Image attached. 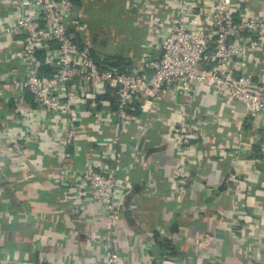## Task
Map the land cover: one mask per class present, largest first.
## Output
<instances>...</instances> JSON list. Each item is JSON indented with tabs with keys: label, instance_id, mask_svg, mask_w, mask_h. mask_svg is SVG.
I'll list each match as a JSON object with an SVG mask.
<instances>
[{
	"label": "built area",
	"instance_id": "built-area-1",
	"mask_svg": "<svg viewBox=\"0 0 264 264\" xmlns=\"http://www.w3.org/2000/svg\"><path fill=\"white\" fill-rule=\"evenodd\" d=\"M176 1V5L170 0L126 4L136 14L146 12L152 29L142 53L133 58L130 67L119 70L103 65L105 50L97 60L89 49L77 44L74 29L88 40L89 33L84 34L88 15L72 5V0H0V103L6 105L4 115L22 118L40 113V123L34 128L24 132L21 126L20 139L38 144L49 139L48 129L58 121L60 134L49 146L57 147L62 158L74 147L72 158L80 169L76 172L67 167L59 172L61 179L53 189L70 205L85 197L102 206L105 231L98 237L88 234V242H98L107 250L105 264L121 262L114 236L126 198L138 180L124 154L133 140L159 126L160 137L174 141L178 165L165 199H182L191 186V168L200 156H206L199 151L205 147L199 139L214 113L201 112L202 97L233 109L241 103L250 129L255 119L264 117V62L256 58L264 52V0ZM257 64L263 69L258 78L250 73ZM29 96L34 107L12 109V104ZM100 96L106 99L100 101ZM216 119L222 121L223 117ZM239 128L229 134L227 145L247 149L242 142L246 127ZM82 136L94 143L92 149L81 143ZM213 149L231 162L221 188L234 191L236 219L229 228L248 236L257 226L264 238V203H256V216L247 209L253 191L264 188V145L257 154L249 151L244 159L240 149ZM65 173L73 178H64ZM186 257L169 260L187 264Z\"/></svg>",
	"mask_w": 264,
	"mask_h": 264
},
{
	"label": "crops",
	"instance_id": "crops-1",
	"mask_svg": "<svg viewBox=\"0 0 264 264\" xmlns=\"http://www.w3.org/2000/svg\"><path fill=\"white\" fill-rule=\"evenodd\" d=\"M129 1L135 0H126L124 10L126 18L132 19L124 20L120 27L127 32L133 29L134 36L127 37V41L122 38L123 45L113 40L108 51L133 59L144 50L152 22L146 12L136 14L126 7ZM170 1L177 4L176 0ZM108 31L109 37L117 34L111 28ZM165 32L158 34L163 36ZM256 58L264 62V52ZM261 68V64L253 65L250 73L258 78ZM199 104L201 112L214 114L199 139L205 145L199 151L206 156H200L199 163L191 168V186L184 198L165 199L171 193L178 157L174 141L163 140L159 126L151 128L146 137L133 140L124 153L135 167L138 180L126 198L114 236L120 264H176L169 257L182 255L187 256V264H264V238L257 226L253 225L255 231L248 236L237 235L229 228L236 219L235 196L234 191L228 193L221 188L222 178L231 171V162L213 149H240L241 159L251 152L259 153L264 145V117L255 119L250 129L241 103L233 109L204 95ZM34 105L29 96L11 107L25 111ZM5 106L0 103V264H105L107 250L98 242H88V234L98 237L105 231L102 206L85 197L70 205L53 189L61 179L59 172L67 167L76 172L80 169L72 158L74 147L62 158L57 147L49 146L60 134L58 121L48 129L51 136L44 144L22 141L21 129L25 132L34 128L41 115L20 118L17 114L12 118L4 115ZM220 116L222 121L216 119ZM240 125L246 127L242 142L247 149L227 145L229 134L239 130ZM84 137L81 143L92 149L94 143ZM62 176L73 178L66 173ZM256 203H264V188L253 191L247 200L251 215H255Z\"/></svg>",
	"mask_w": 264,
	"mask_h": 264
},
{
	"label": "trees",
	"instance_id": "trees-1",
	"mask_svg": "<svg viewBox=\"0 0 264 264\" xmlns=\"http://www.w3.org/2000/svg\"><path fill=\"white\" fill-rule=\"evenodd\" d=\"M126 0H72V5L85 11L88 15L85 26L91 30L88 34V40L83 39V32L78 29H74L76 36V42L81 49H89L91 56L95 59H99L102 51H106V60L103 65L108 68H115L124 70L132 65L133 59L125 57L123 54L110 53L109 48L112 43V37H109L108 29L111 28L113 23V16L117 21L125 19L126 13L124 10V3ZM127 19H132L127 18ZM90 35V37H89ZM109 50V51H108ZM41 73L45 75H51L52 73L47 70H41ZM106 98L100 96L99 100L102 101ZM16 110V109H15ZM136 173V172H134ZM137 174V173H136Z\"/></svg>",
	"mask_w": 264,
	"mask_h": 264
},
{
	"label": "rangeland",
	"instance_id": "rangeland-1",
	"mask_svg": "<svg viewBox=\"0 0 264 264\" xmlns=\"http://www.w3.org/2000/svg\"><path fill=\"white\" fill-rule=\"evenodd\" d=\"M112 18H113V20H112L113 23L111 25V30H112L113 33H117L114 37H112L113 38L112 41L116 39L121 45H123L122 38H125V40L127 41V37L129 38V36H130V39H131L134 30L131 29L130 32L129 31L127 32V31H124V29L120 27L121 23L124 20L127 21L126 16H125V19L120 20L119 22L116 20L117 18L115 16H113ZM90 32H91V30L86 27V30L84 31V34L85 33H90ZM123 33H124V35H123ZM116 48H118V47L116 46Z\"/></svg>",
	"mask_w": 264,
	"mask_h": 264
}]
</instances>
